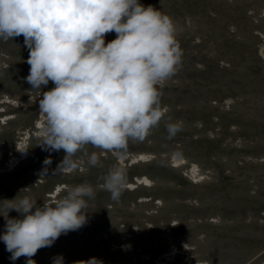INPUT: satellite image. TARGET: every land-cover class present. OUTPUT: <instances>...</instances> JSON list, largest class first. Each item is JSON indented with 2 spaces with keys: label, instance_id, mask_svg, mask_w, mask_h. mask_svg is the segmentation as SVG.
<instances>
[{
  "label": "rangeland",
  "instance_id": "rangeland-1",
  "mask_svg": "<svg viewBox=\"0 0 264 264\" xmlns=\"http://www.w3.org/2000/svg\"><path fill=\"white\" fill-rule=\"evenodd\" d=\"M139 3L174 20L183 56L162 89L164 118L144 141L128 144L120 199L103 188L117 163L111 153L90 168L84 152L100 149L87 146L74 157L83 161L76 171L54 174L65 152L46 150L37 136L39 100L54 85L31 89L21 35L0 40V201L28 188L20 195L43 206L68 185L94 186L85 226L38 250L36 264L59 255L64 264L92 257L103 264H264V0ZM115 38L108 33L105 43ZM169 122L181 125L171 139ZM5 224L0 216V236ZM10 257L0 240V264H27Z\"/></svg>",
  "mask_w": 264,
  "mask_h": 264
},
{
  "label": "clouds",
  "instance_id": "clouds-1",
  "mask_svg": "<svg viewBox=\"0 0 264 264\" xmlns=\"http://www.w3.org/2000/svg\"><path fill=\"white\" fill-rule=\"evenodd\" d=\"M112 32L116 38L105 43ZM21 35L31 89L54 85L39 100L44 120L37 132L40 146L65 152L54 174L76 171L83 161L74 157L87 146L100 149L84 152L90 168L102 167L101 156L111 153L117 163L102 177L103 188L118 201L128 187L122 163L128 144L144 141L164 118L162 89L182 63L174 20L139 0H0V40ZM166 130L171 139L180 122L167 123ZM27 189L0 201L6 221L0 240L11 260L23 256L36 264L31 258L38 250L85 226L96 192L89 183L68 185L54 202L38 206L34 197L20 195ZM13 210L19 218L9 217ZM53 264H64L63 256ZM76 264L103 262L92 257Z\"/></svg>",
  "mask_w": 264,
  "mask_h": 264
}]
</instances>
